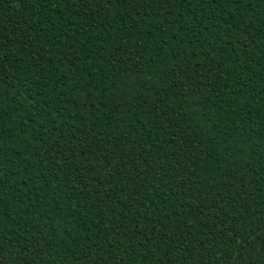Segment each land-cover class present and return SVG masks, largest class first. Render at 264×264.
Returning a JSON list of instances; mask_svg holds the SVG:
<instances>
[{
  "label": "trees",
  "instance_id": "obj_1",
  "mask_svg": "<svg viewBox=\"0 0 264 264\" xmlns=\"http://www.w3.org/2000/svg\"><path fill=\"white\" fill-rule=\"evenodd\" d=\"M0 155L7 264H264V0H0Z\"/></svg>",
  "mask_w": 264,
  "mask_h": 264
},
{
  "label": "snow or ice",
  "instance_id": "obj_2",
  "mask_svg": "<svg viewBox=\"0 0 264 264\" xmlns=\"http://www.w3.org/2000/svg\"><path fill=\"white\" fill-rule=\"evenodd\" d=\"M33 2L35 4H38V5H45V3L49 2V0H33ZM105 3H111V4H115V3H118V2H122V0H104ZM200 2L202 3L203 0H200ZM198 26V25H197ZM139 71H142L144 73V77L143 79L146 81L147 77L149 75H151L152 73H154V69H149L147 66H145L144 69H140ZM3 160V157L2 155H0V161ZM0 264H7V262L3 259H0Z\"/></svg>",
  "mask_w": 264,
  "mask_h": 264
}]
</instances>
